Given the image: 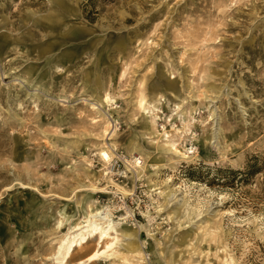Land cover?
I'll return each instance as SVG.
<instances>
[{
  "label": "rangeland",
  "instance_id": "1",
  "mask_svg": "<svg viewBox=\"0 0 264 264\" xmlns=\"http://www.w3.org/2000/svg\"><path fill=\"white\" fill-rule=\"evenodd\" d=\"M106 93L111 108L99 104ZM157 93L158 117H146L138 99ZM163 128L192 159L157 150ZM112 143L106 171L97 152ZM146 155L160 169L134 182ZM248 165L256 174L230 173ZM91 181L115 222L158 226L153 250L138 237L147 264H264V0H0V264H57ZM166 183L199 210L180 228L156 214ZM96 247L97 237L66 264Z\"/></svg>",
  "mask_w": 264,
  "mask_h": 264
},
{
  "label": "bare ground",
  "instance_id": "2",
  "mask_svg": "<svg viewBox=\"0 0 264 264\" xmlns=\"http://www.w3.org/2000/svg\"><path fill=\"white\" fill-rule=\"evenodd\" d=\"M117 100V96H111L110 94L106 93L104 96L100 97L99 104L108 108H111L115 101ZM164 99L163 96L159 93L155 94L151 100H147L144 95H141L137 102V109L140 111L141 114L145 115L146 117L153 116V118H157L158 116L157 111L162 106ZM180 103H176L174 105L175 110L180 109ZM95 109V108H94ZM183 114V111L180 112ZM155 123L154 120H152ZM115 135V129L112 128L110 122H106L103 129L101 136L102 137H110V140ZM164 138L163 140L165 144L161 148H157V150L164 151L177 159L182 160H190L193 152H188V150H183L179 147L175 141L172 140L171 131L163 128V134L159 135V139ZM137 141V139H136ZM132 144V148H133ZM116 148V144L112 143L111 146H106L103 144L98 152L97 155L99 156L102 165L105 167V170L111 169L112 161H113V153L112 149ZM138 149L135 145L134 150ZM135 159L136 169L134 171H130L132 174V179L134 182L141 179L143 172L147 169L148 165L153 169V171H157L160 169V165L158 166L157 163H160V159H156V157H151L150 155H146V158L143 161H138ZM151 163V164H150ZM126 170H130L127 166H125ZM90 173V172H89ZM109 173V172H107ZM105 172L104 175L107 176ZM94 176V174L92 175ZM113 183L111 180H109ZM170 181V180H169ZM99 183L97 181H91L90 185L88 186V195L85 196L79 203H77L76 208L82 213V217L77 222L71 223L68 226L63 236L60 238L58 242L57 252L55 261L57 264H66L69 259L73 256V253L76 249L82 248L83 246H87L91 243L92 239L97 237V247L94 252L91 253L88 257L84 260L78 262V264H91L94 261L100 259L103 256H113L118 255L126 264H147L146 261V254L144 253V247L142 242H139L138 237L142 232H145L146 236L150 239V249L153 250L154 246L158 245V241L154 239L153 231L158 229H152L149 227V223L137 225V226H130L127 225L125 222L128 216H125L126 213L120 215L119 220L121 222L114 221V214H113V207L108 205H101L98 201L94 199V194L100 192L98 188ZM113 185L116 187L117 191L121 193L123 196L130 195L131 192L124 187L119 185ZM160 190V188H156L154 191L156 192L163 200H164V208H168L166 211L162 208L161 205H157L155 207L156 214L165 213V218L172 223L175 221L178 228H180L183 224L190 223L193 214H197L199 211L195 206L188 203L186 200L187 195L181 192L180 187L172 188L171 185L165 184ZM176 192H181V198L176 201ZM199 214V213H198ZM64 217L58 221L57 229H61L66 222L70 220V216H66L63 213ZM150 215L147 213L143 214V217L147 219V222L153 220V218L149 217ZM151 229V230H150ZM120 238L126 241V245L123 247V252H119L114 250V246L117 245ZM192 240L189 241V243ZM145 243V242H143ZM153 243H155L153 245ZM234 261L227 257L224 264H233ZM158 264H162L158 262ZM185 264H196L195 260L192 257H189L186 260Z\"/></svg>",
  "mask_w": 264,
  "mask_h": 264
},
{
  "label": "trees",
  "instance_id": "3",
  "mask_svg": "<svg viewBox=\"0 0 264 264\" xmlns=\"http://www.w3.org/2000/svg\"><path fill=\"white\" fill-rule=\"evenodd\" d=\"M254 166L253 165H248L247 166V170H246V172H242V171H240V170H237V171H235V170H233V171H230V173L232 174V175H254V174H256V170H254Z\"/></svg>",
  "mask_w": 264,
  "mask_h": 264
},
{
  "label": "built area",
  "instance_id": "4",
  "mask_svg": "<svg viewBox=\"0 0 264 264\" xmlns=\"http://www.w3.org/2000/svg\"><path fill=\"white\" fill-rule=\"evenodd\" d=\"M134 226V225H133Z\"/></svg>",
  "mask_w": 264,
  "mask_h": 264
}]
</instances>
